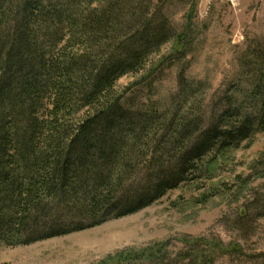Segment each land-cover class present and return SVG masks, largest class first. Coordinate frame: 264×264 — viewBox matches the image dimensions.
<instances>
[{
	"label": "trees",
	"instance_id": "16d2710c",
	"mask_svg": "<svg viewBox=\"0 0 264 264\" xmlns=\"http://www.w3.org/2000/svg\"><path fill=\"white\" fill-rule=\"evenodd\" d=\"M169 1L0 0V245H30L133 214L264 136L261 59L259 68L240 64L249 70L240 97L212 107L200 110L205 83L182 71L163 111L123 105L118 80L138 75L150 55L169 47L136 86L191 52L197 0L180 31L165 14ZM179 243L175 252L157 243L100 264H217L241 253L218 239Z\"/></svg>",
	"mask_w": 264,
	"mask_h": 264
},
{
	"label": "rangeland",
	"instance_id": "374dc122",
	"mask_svg": "<svg viewBox=\"0 0 264 264\" xmlns=\"http://www.w3.org/2000/svg\"><path fill=\"white\" fill-rule=\"evenodd\" d=\"M192 1L167 2L165 14L176 31L185 23ZM196 3L191 52L184 59L166 62L157 74L136 86L146 67L168 52L169 47H163L160 55L146 59L138 75L118 80L116 91H127L122 100L125 107L163 111L178 90L181 71L188 81L205 83L197 92L203 101L200 110L227 95L240 97L247 89L250 68L264 62V0ZM240 64L249 65L247 74ZM241 211L247 215L240 218ZM259 213H264V136L256 133L238 150L223 154L206 178L202 173L199 179L189 177L150 206L93 228L30 245H0V264H100L116 253L157 243L166 242L169 251L175 252L181 239L198 237L240 246V254L219 257L217 264H264V218Z\"/></svg>",
	"mask_w": 264,
	"mask_h": 264
},
{
	"label": "built area",
	"instance_id": "2783aa9c",
	"mask_svg": "<svg viewBox=\"0 0 264 264\" xmlns=\"http://www.w3.org/2000/svg\"><path fill=\"white\" fill-rule=\"evenodd\" d=\"M230 1V0H229Z\"/></svg>",
	"mask_w": 264,
	"mask_h": 264
}]
</instances>
